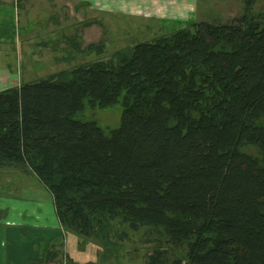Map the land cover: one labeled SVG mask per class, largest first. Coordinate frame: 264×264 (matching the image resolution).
Listing matches in <instances>:
<instances>
[{
  "label": "trees",
  "instance_id": "trees-1",
  "mask_svg": "<svg viewBox=\"0 0 264 264\" xmlns=\"http://www.w3.org/2000/svg\"><path fill=\"white\" fill-rule=\"evenodd\" d=\"M253 1L1 90L0 168L34 174L78 244L110 255L150 227L185 249L170 264H264V10ZM115 104V127L79 118ZM64 238L30 263L78 264ZM147 258L164 264L161 251Z\"/></svg>",
  "mask_w": 264,
  "mask_h": 264
},
{
  "label": "rangeland",
  "instance_id": "rangeland-1",
  "mask_svg": "<svg viewBox=\"0 0 264 264\" xmlns=\"http://www.w3.org/2000/svg\"><path fill=\"white\" fill-rule=\"evenodd\" d=\"M159 1L168 8H171V6L182 8L189 2L188 0ZM246 3L247 0H197L196 16H194L191 21H188L186 25L195 21H207L210 23L228 21L231 17L238 13H242ZM32 4L33 1L31 0H21L18 5V12L20 14L22 12L25 13L23 17L24 21L20 22L25 31L22 32L18 42L14 41V47L12 49L14 54L10 58V63L15 70L18 85L20 82L37 80L52 72L71 68L72 66L80 64V62L90 61L96 57L108 58L111 54L112 46L115 50L124 49L137 42L153 40L157 37V35L154 34V28L146 26L147 24L142 26L143 21H140L141 17L115 16L114 18L104 17L101 19V17L97 16L96 9L92 11L94 8L87 5L84 11H86L88 16L82 15L83 19L94 16L95 24L98 25L97 29L100 31L104 29L105 32L101 35V41L104 43V47L106 44V49L104 48V51L101 53H96L95 51L85 48L87 41L82 38V34L79 32H81L82 26L86 27L87 23L80 20V15L76 16L72 14L71 17H66L64 15L65 19L63 24V22H61V15L62 13L65 14V12L59 8V3L52 2L49 4L50 6L46 8H39L37 5L34 6ZM73 5H75L74 8H79L81 5H84V3L79 2ZM252 7L255 11L264 10V0H254ZM34 12H40L39 15L43 20H38L35 23ZM48 17L50 18L49 27L47 25V27H45L43 22L46 21ZM97 19H100V23L99 21L96 23ZM25 20H28L30 23L27 24L28 22ZM180 21L181 20H175L174 27L169 30H175L182 26H186L185 24L183 25V23L177 24V22ZM135 22H138V25L132 24ZM60 23L64 25V27H61ZM148 23L152 25L154 20L149 18ZM51 25H53L55 31H50L51 33H49L48 28H52ZM32 29H37V32L32 34L30 31ZM135 29L144 31L146 37L142 35L141 32H139V34H134L138 32L135 31ZM167 30L168 29H164V31ZM63 31L65 33H63ZM82 32H84V30ZM110 39H112V45L108 47L107 43L111 41ZM25 62H27V64H25ZM120 112L121 107L118 104L106 108L88 107L79 114V118L82 120H95L102 127L112 128L119 124ZM246 151L254 156L257 155V151L254 147H250ZM7 198H11L12 200H8ZM14 201L18 207L25 209H28L32 204L40 206L43 209V214L39 217V220L46 217L51 223V218L48 213L49 210L53 209L52 199L47 189L37 180L36 176L31 172L22 173L13 168L1 167L0 203L3 202L4 208L6 207L8 209V207L13 206ZM5 214L6 212L4 211L0 212V219ZM54 219V222H59L56 215ZM4 226L5 225H1L0 223V228H3V231ZM66 232L67 230L62 227L61 236H64V234L67 236L68 232ZM64 240L66 241L65 238ZM111 240L114 241L115 237H112ZM119 243L122 247L113 250L115 253L109 255V252L104 253L103 247H98L85 241L84 244H77V249L79 252L87 253V261L79 263L73 258L71 259L78 264H115L116 255H118L120 256V264H148L147 256L151 253L154 254L155 251L162 252L164 264H170L175 259L185 258V249L182 246L172 245L162 233H157L150 227H143L136 232L127 231ZM73 245L75 244L73 243Z\"/></svg>",
  "mask_w": 264,
  "mask_h": 264
},
{
  "label": "crops",
  "instance_id": "crops-1",
  "mask_svg": "<svg viewBox=\"0 0 264 264\" xmlns=\"http://www.w3.org/2000/svg\"><path fill=\"white\" fill-rule=\"evenodd\" d=\"M19 1L21 0H0V91L18 85L15 70L13 68V65H11L10 63V58L14 54L12 50L14 47V41L18 42L20 36L22 35V32L25 31L24 27L20 23L24 21L23 17L25 13L22 12L20 14L18 12ZM31 1H33L32 5H37L39 8L49 7V4L52 2L59 3V8L65 12V14L62 13L61 15V22H63V24L65 19L64 15L66 17H71L72 14L76 16L80 15V20L86 22L87 24L86 27L82 26L80 30L81 32L79 33L82 34V38L87 41V44L97 43L101 41V35L105 33L104 29L101 31L97 29L98 25L95 24L94 16H92L91 18L83 19L82 15L88 16L86 11H84L87 5L94 8L92 9V11L96 9L97 16L101 17V19L104 17L114 18L115 16L141 17L140 21H143L142 26H145L147 24L146 26L154 28V34H156L157 36L165 32L172 31L169 29H172L174 27L175 20H181L180 22H177V24H188V21H191V19L196 16L197 6V0H188L189 2H187L182 8H179L178 6H171V8H168L159 0ZM79 2H83L84 5H81L79 8H74L75 5L73 4H78ZM39 13L40 12H34L35 23L38 20H43ZM149 18H152L154 20V23H152V25L148 23ZM98 21L100 23V19H97L96 23ZM26 22H28L27 24L30 23L28 20ZM49 22L50 18L48 17L47 20L43 22V25L45 27H49ZM31 23L35 24L33 22ZM132 24L138 25V22ZM60 25L61 27H64V25H62L61 23ZM51 26L52 28H48L49 33L55 31L53 25ZM164 29L168 30L164 31ZM83 30L84 32H82ZM139 30L140 29H135V31L138 32L134 34H139V32H141V34L146 37V33L142 30ZM30 31L32 32V34H35L37 32V29H32ZM63 33L65 32L63 31ZM105 39L108 40L107 38ZM110 40V42L107 43L108 47H111L112 45V39ZM114 51L115 49L112 46L110 53ZM94 59H97V57ZM25 64H27V62H25ZM7 199L12 200L11 198ZM17 207L18 205L15 201L13 206L8 207V209L6 207L4 208L3 202L0 203V212H6L5 216L0 219L1 225H5L4 231L3 228H0V264H31L30 259L43 258L45 249L53 240H55L57 237H61L62 235L61 225L59 224V222H54V208L52 210H49L48 213L49 217L51 218L50 223L46 217H43L42 220H39V217L43 214V209L40 206H35L34 204H32L28 209ZM67 232V236H65L64 234L66 241L64 240L65 246L63 247V252L79 263L87 261V253L79 252L77 249V237L75 235H72V232ZM73 243L75 245H73Z\"/></svg>",
  "mask_w": 264,
  "mask_h": 264
}]
</instances>
